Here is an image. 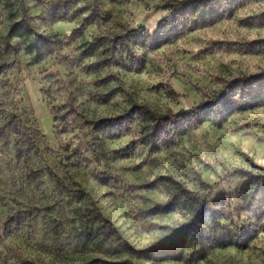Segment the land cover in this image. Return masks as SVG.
I'll return each instance as SVG.
<instances>
[{"label": "rangeland", "instance_id": "374dc122", "mask_svg": "<svg viewBox=\"0 0 264 264\" xmlns=\"http://www.w3.org/2000/svg\"><path fill=\"white\" fill-rule=\"evenodd\" d=\"M0 264H264V0H0Z\"/></svg>", "mask_w": 264, "mask_h": 264}]
</instances>
